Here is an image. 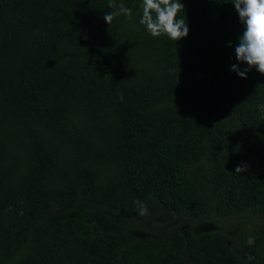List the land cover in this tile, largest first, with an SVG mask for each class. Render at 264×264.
Segmentation results:
<instances>
[{
    "label": "trees",
    "instance_id": "obj_1",
    "mask_svg": "<svg viewBox=\"0 0 264 264\" xmlns=\"http://www.w3.org/2000/svg\"><path fill=\"white\" fill-rule=\"evenodd\" d=\"M182 2L176 43L142 0H0V264H264V74L234 0Z\"/></svg>",
    "mask_w": 264,
    "mask_h": 264
},
{
    "label": "clouds",
    "instance_id": "obj_2",
    "mask_svg": "<svg viewBox=\"0 0 264 264\" xmlns=\"http://www.w3.org/2000/svg\"><path fill=\"white\" fill-rule=\"evenodd\" d=\"M232 4L244 28L235 46L236 59L247 67L241 69L233 64L231 70L244 79L253 69L264 74V0H234ZM108 6L112 10L106 12L103 19L109 26L116 17L132 16L131 9L123 3L117 5L115 0H109ZM141 8L140 24L151 36H167L176 43L188 37V22L180 17V13L185 11L182 0H142ZM241 170L237 166L236 173Z\"/></svg>",
    "mask_w": 264,
    "mask_h": 264
},
{
    "label": "rangeland",
    "instance_id": "obj_3",
    "mask_svg": "<svg viewBox=\"0 0 264 264\" xmlns=\"http://www.w3.org/2000/svg\"><path fill=\"white\" fill-rule=\"evenodd\" d=\"M151 218L146 221L147 224H153L156 221H162L163 226H173L174 228H179V229H184L187 228V223L184 220L185 218H174L170 213H168L165 209L163 208H153L150 210ZM97 221L101 224H105L104 226L107 227V223L105 219L101 216L97 217ZM250 221V220H249ZM219 223H223L222 221H214V222H207L203 224L200 228L202 230H216L218 229V226L222 228H226L232 233H236L239 230L245 229L246 226L250 225L247 219L243 221H235V222H225L227 225H220ZM148 235L147 233H140L138 236H146Z\"/></svg>",
    "mask_w": 264,
    "mask_h": 264
}]
</instances>
